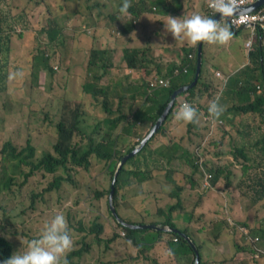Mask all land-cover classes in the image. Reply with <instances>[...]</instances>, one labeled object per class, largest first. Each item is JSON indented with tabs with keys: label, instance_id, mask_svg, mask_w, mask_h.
I'll return each mask as SVG.
<instances>
[{
	"label": "trees",
	"instance_id": "trees-1",
	"mask_svg": "<svg viewBox=\"0 0 264 264\" xmlns=\"http://www.w3.org/2000/svg\"><path fill=\"white\" fill-rule=\"evenodd\" d=\"M57 1L54 6L52 0H35L34 7L44 4L48 8V12L58 15L66 7L59 8ZM60 1L65 3V0ZM111 1L114 3L110 15L112 20L116 21L122 14L128 15L125 19L131 20V22L127 23V28L132 29L134 26V33L148 28L143 16L137 15L138 11L143 8L141 0H133L126 13H121L119 10L123 0L118 4L116 0ZM179 1L154 0L153 2L165 13L167 21L170 15L182 19L186 10L180 13L178 7L177 10L172 9L174 6L172 2ZM89 7L92 9L93 4H90ZM31 9L32 7L27 2L16 5L11 0H0V209H8L9 205H12L13 209L16 206H25V212L38 206L39 202L45 204L47 209L52 210V207L47 204L51 199H57L60 204H63L65 198L68 199L73 190L72 184L76 183V178L80 179L87 171L93 170L97 163L113 168L111 176L113 175L112 179H114L121 159L149 134L162 115L173 90L193 80L197 69L196 58L200 43L199 41L198 44H191L186 39H175L165 28H163L165 33H162L165 40L161 41L154 35L152 36L153 45L164 46V43L168 42L174 56L177 55L179 49L184 51L185 55L180 58V63L174 60L170 64L167 63L166 76L172 78L171 84H174V87L155 88L152 91L153 94L150 95L147 79L151 74L152 65L156 62L163 63L157 61L156 56L152 53L151 45L148 46L149 48L137 44L126 47L123 51V59L127 64L128 72L124 68L121 74L120 64L115 62V48L110 50L107 46L96 45L98 37L96 28L91 31L75 32L74 37L83 36L81 43L87 51L84 57H80V52H77V56H72L70 62L66 57L65 63L68 64V70L80 66L83 72L76 71L69 75L68 80L63 84V87L67 89V94L62 96V104L56 109H52L49 106L48 98L44 102L40 98L47 91L51 94L56 93L55 84H60V78L63 77L61 71L58 70L59 64L56 65L52 61L51 52L56 53L59 43L64 42L65 38L64 27L58 23L50 25L46 28L43 37H33L35 44L27 48V53L16 57V75L23 79L24 87L30 91L32 111L36 119L35 123L28 125L26 138L20 142L18 129L7 127L8 124H16L15 112L4 117V114L9 113L11 108L9 88L12 84V76L9 66L12 63L10 56L12 46L10 38L17 31L19 25H27L26 18L31 21L32 16L27 15ZM213 16L209 15L212 18ZM156 22L159 21L151 23L150 27L152 28ZM36 23L38 21L34 22V25ZM52 30H60L59 42L56 41L53 34L49 36L47 42L43 41L42 39ZM86 32L90 35H87ZM154 32L155 29H153V34ZM156 50L161 51L160 56L163 57L169 48L159 47ZM193 52L196 53L194 59L191 57ZM252 60L255 63V68L244 73L245 79L241 85L244 88L228 92L238 98L237 101L226 106L218 118L208 117L205 120L201 118L199 109L195 121L186 124L188 130L194 129V132L201 136V144L205 147L202 161L196 151L193 154L194 161L192 158L188 159L186 151L189 149L183 148V143L178 142L177 133L170 130L169 118L178 111L175 109L176 104L170 110L163 125L149 139L144 148L124 164L117 178L114 198L120 217L122 215L118 205L121 200H126L125 193L135 191L134 195L140 196L147 192L143 188L147 182L146 179L153 178L155 175L159 177L163 171L164 176L176 184L175 191L168 195L172 197L175 194L179 199L183 197L188 175H185L184 183L178 182L173 176L178 171L177 169L187 164H192L196 168V176L201 188L219 189L222 174L226 171L227 179L231 182L230 165L221 162L218 156L222 152L216 149L217 145L222 148V143L225 141H228L230 147L228 152L223 153L232 155L234 161L242 168V175L237 183V188L240 191L239 196L250 197L255 210L257 212L264 211V88L257 89L252 86L251 82L257 76L258 71L259 76L264 80V47L258 46L257 52L254 53V56L252 55ZM58 61L62 62L61 59ZM185 66H188L193 74L189 80H186L185 73L174 75L176 68L183 72L182 69ZM162 68L163 66L157 63V72L160 76H163ZM99 69L104 74L111 71L107 84L100 83L103 74L98 72ZM42 71H45V80L41 89ZM84 73L85 75L88 73L93 78L92 81H87ZM113 79L114 82L117 80L119 82L114 84L111 82ZM239 82V78L235 79L232 87L238 85ZM203 86L205 87L203 91L196 92V85L187 92L191 94L192 101L202 100L206 95L211 94V84L204 82ZM87 94H91L94 99L86 97ZM59 100L61 101V99ZM219 118L224 119L226 126L222 123L217 125ZM90 119L96 121V124H92ZM45 134H49L53 140L51 148L39 142V139ZM237 134H241L243 138ZM136 138L137 140L132 142ZM157 143L158 145L155 146ZM257 148L260 152L257 151ZM184 150L186 151L184 152ZM147 153L149 156L146 155ZM139 174L143 176H139ZM124 184H127L125 193L121 194ZM139 187L143 190L140 191ZM109 190L110 188L96 194ZM85 191H87L86 188H81L78 194L81 195ZM149 191H153L152 188ZM29 201L30 203H28ZM178 205L184 206L180 201L168 202L167 208H161L158 211L161 218L151 222L161 225L162 229L169 226L173 230L134 229L124 226L120 222L119 225L125 228L127 237L132 239L138 247L143 246L142 235L134 234L142 230L155 232L149 245H156L164 237L171 245L178 237L179 241H183L192 248L194 253L192 264H194L195 250L182 232L194 238L201 252L202 245L198 243L189 228V222L195 211L193 208H189L190 211L185 210L176 217L174 208ZM131 206L132 200H129L126 207ZM132 210L142 213L134 208ZM56 211L55 214L50 212L52 216L59 211H67L70 224L74 228L87 229L85 216L88 208L85 211L79 208L81 215L78 218H76L78 209L75 206L64 205ZM110 212L112 213L111 208ZM125 220L137 224L126 218ZM226 224H228L227 220L214 223L213 229L216 238L221 239L222 233L226 230ZM243 224L248 228L246 233L248 237L245 242L241 241L242 237L235 234L233 255L225 256L223 260L213 257V264H226L228 260L235 261L236 264H264V246L258 245V242L255 241L256 237H259L260 241L263 238L264 241V216L258 217L254 224L248 221H244ZM89 226L91 233L102 232L109 245L115 240L103 229V224L98 220V217ZM14 234L12 229L7 226L6 221L0 219V261L7 259L15 252V242L12 239ZM101 242L102 239L98 237L96 242L85 243L76 252L80 256L76 264H108L110 261L112 264H124L122 259L117 262L111 260L114 254H107L106 250H101L99 248ZM93 244L96 245L92 247ZM110 247L108 246V248ZM174 263V258L169 260V264ZM67 264L71 263L68 261ZM201 264H206L202 252Z\"/></svg>",
	"mask_w": 264,
	"mask_h": 264
},
{
	"label": "rangeland",
	"instance_id": "rangeland-1",
	"mask_svg": "<svg viewBox=\"0 0 264 264\" xmlns=\"http://www.w3.org/2000/svg\"><path fill=\"white\" fill-rule=\"evenodd\" d=\"M11 2H16V0H11ZM19 3L27 2L32 9L27 15H31V21L27 19L28 26L24 27L19 25L17 27V31L13 33L11 37L12 42V50L10 53L12 63L9 66L11 70V85H10V93H11V108L9 113L4 114L6 118L9 114L15 112L16 124H8L7 127L9 129L16 127L19 132V141L22 142L26 138L27 127L31 123H35L36 119L34 113L32 111L31 106V94L24 87L23 79L18 78L16 75V56H22L23 53H27V48L31 47L35 44L33 37H43L50 25H55L57 22L64 27V38L65 41L59 43L57 47L56 53L51 52L52 61L57 65L59 64V69L61 71L60 84H55L56 93L51 94L47 91V93L42 96L40 99L44 102L47 98L49 101V106L52 109H56L63 102L62 96L67 94V89L63 87L64 81L68 80L70 74L76 71H70L67 69V63H65V58L69 54L70 48H84V45L81 43V39L83 36L77 35L74 37L75 32H82L84 28L94 29L96 23L93 21V17L91 15L84 16L86 21V26L83 27L81 25L76 26L73 25L77 16L70 19L72 11H82L81 5L85 2L90 3V0H65L63 4L60 0L57 1V5L59 8L66 7V9L58 15H53L51 12H48V8L46 5L41 4L38 7H34L35 0H18ZM54 6L56 5V0H52ZM175 5V2H172ZM142 9L138 11L139 17L143 16V20L147 23L148 28L146 30H141L134 33V26L132 29L127 28V23H130L131 20L127 21L125 19L128 15H121L119 19L114 21V31L112 32L115 37L113 48H115V62L116 64H120V73L122 74V70L126 66V62L123 59V49L127 46H133L135 44L140 45L142 47H147L151 45L156 47L158 45L152 44V38L150 33L152 32L150 28V24L153 21L152 12H157L159 10L156 9V5L151 0L146 1L143 0L141 2ZM23 6L25 4H22ZM194 8L191 4H188L189 8L184 12L182 19L191 16L192 14L199 13L203 16H206L209 13L207 9V0H196L194 3ZM5 7L4 5H2ZM38 21L34 25V22ZM100 21V16L97 22ZM164 25L166 23L163 20ZM224 26H229L227 21H223ZM73 25V26H72ZM91 25V27H89ZM75 28H78L75 30ZM119 31L121 34H119ZM233 35L229 41L226 43H208L203 42V54H204V68L208 72L209 80L211 83L216 84V74L214 67H222V60H227L228 57L231 58V66L232 69H237L240 67L242 63L249 62L248 49L246 47L247 40L252 36V30L249 28H240L237 31L231 30ZM53 34L56 38V41L60 39V30H52L50 33H47L43 41H48L49 36ZM87 35H90L86 32ZM110 34V30L104 33V38L108 40ZM187 42H189L186 39ZM190 43V42H189ZM96 44L100 46L98 40H96ZM164 45H168V42H165ZM69 48V49H68ZM151 49V48H150ZM182 55H185L184 51L180 52ZM194 58L196 57V53L193 52ZM169 58L167 55H163V57L157 55L156 58ZM193 58V59H194ZM62 60L59 62L58 60ZM207 61H209L211 66L207 67ZM171 60H165L163 63L156 62L152 66V71L157 72V63L162 64V66H166L167 63L170 64ZM222 70V69H221ZM77 71H81L79 68ZM99 73L103 74L100 79L104 84L108 83V78L111 76V71L108 74L102 73L103 71L98 70ZM118 76V75H116ZM150 76V75H149ZM148 76V77H149ZM193 77V74L188 76L186 80H189ZM45 80V71H42V81H41V89L44 86ZM254 81L256 84L263 83L264 80L261 76H255ZM114 82V79L111 81ZM117 80L114 84L118 83ZM203 87V81L200 84V88ZM52 96V99H50ZM61 99V101L59 100ZM96 103V100H94ZM8 107V104H7ZM92 124H96V121L93 119L89 120ZM170 130H173L177 133L178 142H182V147L189 149L186 151V157L193 159L194 151H196V146L200 140V138L194 132L188 130L186 128V124L188 122L177 119V115H174V120H170ZM115 132V131H114ZM242 137L241 134H238ZM136 139H133L134 142ZM221 140V139H220ZM39 142L49 148L52 147L53 140L49 134L43 135ZM158 143L155 145L157 146ZM229 143L225 141L222 143V148L217 145V151L220 150L221 155L218 158L225 165H230L231 175L230 180L227 179V171L222 174V180L219 189L205 188L200 187L198 177L196 176V168L192 164H187L185 166L177 169L178 171L174 174V179L178 182H185V175H188V180L186 181V188L183 193V197L179 199L175 196V194L170 197L168 194L172 191H175L176 184L173 180L167 179L164 176V171L160 173L159 177L155 175V177L146 179V183L144 185V189L147 191L142 193L140 196H135V191H131L130 193H125V187L127 184H124L121 189V194L125 193L127 198L125 201L121 200L120 205H118L119 212L122 217L129 219L137 224H151L153 221H157L161 218L159 209L165 208L168 202H177L180 201L185 207L193 208L195 214L193 218L189 222L190 231L194 234L196 240L199 244L202 245L203 255L206 259V264H213V257H217L219 260H223L225 256H232L235 251L234 246V238L235 234L229 233V230H225V234L221 237V239L216 238V234L214 232L213 226L215 222L221 221L217 220V217L223 213L224 203L227 202L230 207V214L226 213V217L229 218V215L236 218L241 222L248 221L252 224L255 223L258 217L264 216L263 212H257L252 205L253 200L248 196H239L240 191L237 188V183L242 175V168L239 164L234 163L232 161V155L225 154L223 152L229 151ZM177 149L181 150L179 147ZM173 151V150H171ZM220 152H218L220 154ZM146 155L149 156V153ZM203 159H201L202 161ZM103 164V163H102ZM224 165V166H225ZM164 167V166H163ZM113 168L107 167V165H101L97 163L94 169L87 171L80 179L76 178V183L72 184L73 190L71 191L68 199L65 198V202L60 204L57 199H51L49 206L52 207V210L47 209L45 204L39 202L38 206L33 207L29 212H25V206H16L13 209L12 205H9L7 211L0 209V218L1 220H5L7 226H9L12 231L15 233L12 236V239L15 242V252L19 253L27 249L28 242L37 238L45 224L49 222L55 214L57 209L66 205V206H75L78 209V214L76 218H78L81 214L79 213V208L85 211L88 208V212L85 216V223L87 224L86 230H82L79 228H74L70 224L69 215L67 211H59L58 213H62L68 222V226L70 229V235L74 241L72 250L66 254L67 263L68 261L71 264H76L78 258L80 256L76 253L79 249L90 241H97V238L100 237L102 239L99 248L101 250H106L107 254L113 253L114 256L111 257L113 261L123 260L124 264H146L153 263L151 261V257L153 254L149 249V242L153 239L155 232L150 231L146 232V230H142L136 232L134 235H142V244L143 246H139V249H135L132 239L128 238L127 235L123 236L121 231L124 230L122 226L119 225V222L116 220L115 216L110 212V190L112 188L113 182ZM139 176H143L139 174ZM192 179V180H191ZM163 183V184H162ZM167 185L164 186V184ZM230 185V187H228ZM81 188H86L87 191L78 194ZM110 188L109 191L96 194L99 191H104ZM152 188L153 191H149ZM139 190H143L139 187ZM199 190H201L199 192ZM67 194V193H66ZM133 195V196H131ZM78 200V202H76ZM129 200H132V206L126 207V204ZM30 203V201L28 202ZM132 208L141 211L142 213H137L132 210ZM167 208V207H166ZM169 208V207H168ZM176 208V209H175ZM174 214L177 216L180 212L183 211V206L175 207ZM52 214H51V213ZM98 217V220L103 224V229L113 236L115 240L111 245L108 244V241L103 237L102 232L99 234L91 233L90 224L93 220ZM9 219V220H8ZM151 229V228H150ZM241 238L242 242H245L246 236L239 232L238 234ZM165 238V237H164ZM208 238L209 241L203 243L204 239ZM258 245L264 246L263 238H260L257 241ZM129 245L131 248L130 252L123 251L118 254L121 248H125L126 245ZM96 245L93 244L92 247ZM108 246H111L108 248ZM172 250L177 260H183L185 254L190 255L192 258L194 257V253L192 248L185 244L183 241H174L171 243ZM133 254L140 255L138 259L132 261ZM150 257V258H149ZM148 258V259H146ZM167 261L164 262L166 264ZM226 264H236L235 261L228 260Z\"/></svg>",
	"mask_w": 264,
	"mask_h": 264
},
{
	"label": "clouds",
	"instance_id": "clouds-1",
	"mask_svg": "<svg viewBox=\"0 0 264 264\" xmlns=\"http://www.w3.org/2000/svg\"><path fill=\"white\" fill-rule=\"evenodd\" d=\"M121 1L122 0H120V2ZM258 1L259 0H207V9H208L209 13H207L206 16H203L199 13L192 14L191 16L186 17L184 19H179L178 17H174L171 15L169 16V19L165 23V27L168 30V32H170L175 39H181V40L187 39L191 44H196V43L198 44V42L200 41L199 47L202 44V54H203V42L204 41L208 42V43H212V44H215V43L223 44V43H226L227 41H229L231 39V37L233 35L231 30L237 31L240 28H249L252 30V36L247 40V43H246V47L248 49V55H249V62L248 63H245V62L242 63L239 68L234 70V69H232L231 64L228 66V62L231 63V58L228 57L227 60L223 59L221 69L222 70L232 69L231 70L232 72L227 74V75H223V72L220 69V67H214V69L216 71L215 72L216 81L221 79V83L218 86H217V84L211 83L209 80V76L207 74L208 72L206 71V68H204V54H203V64H202V69H201L199 79L196 82V84L193 85L191 88H193L197 85L196 92L203 91L205 89V87L203 86L200 88V84L202 81H203V83L207 82V83L211 84V94L206 95L202 100L192 101L190 99L191 94L187 93L191 88L179 93L176 96L175 102L173 103V105L171 107V109H172L174 107V105L177 104L175 107V109L178 110L176 112L177 119L183 120L186 122H194L196 119V116L198 114L199 109H200V113H201V118H203L205 120L208 117H211L212 119L214 117L218 118L222 114V112L224 111V108L226 106H230L235 101H237L238 98H236L233 94H230L228 92L230 90H242L244 88V87H241V85H243V81L245 79L243 76L244 73L246 71H249V70H252L255 68V63L252 60V55L254 56V53L257 52L258 46L264 47V35L261 32L260 28L258 26L253 25L255 22L246 23L243 20L246 14H258L264 9V2L261 3L260 5H258L254 9H251V10L245 9L249 6L254 5ZM94 2H95V0H90V3L85 2L84 4H82L81 8L84 7V8H82V11H75V12L72 11L70 19L77 16V19L75 20L73 25H76V26L81 25V26L85 27L86 21H85L84 16L91 15L93 17V21L96 23V25L94 26V29L95 28L97 29L98 24H99V22H97L99 19V15H95V13H94V10H95ZM14 4L18 5L19 4L18 0H16V2ZM90 4H93L92 9H90V7H89ZM130 6H131V0H123V3L120 6L119 10L121 13H126L128 11V9L130 8ZM237 10L239 12L234 14L230 18V20H228L226 17L221 18L218 21L213 19L219 13L221 14V16H231L233 13L237 12ZM160 11L152 12L151 14L152 15H160L161 13L165 14L164 12H160ZM210 14L214 15L213 18L209 17ZM240 15H242V18H241L242 22L235 23L232 21V19L234 17H239ZM108 20L109 19L106 15L107 23H108ZM222 20H226L229 26L220 25L219 22ZM27 26H28V21H27V25L24 27H27ZM89 27H91V25H89ZM77 29L78 28H75V30H77ZM86 30L91 31L93 29L84 28L81 31L84 32ZM109 30H110L109 38L114 39L115 37L112 34V32L114 31V25H112V29L109 26L107 31H109ZM77 31H79V30H77ZM119 34H121L120 31H119ZM10 41H11V38H10ZM99 43H100V41H99ZM11 46H12V42H11ZM100 46L101 47L107 46L110 48V50L113 49V47H110L107 43H105L103 46L102 45H100ZM138 46H140V45H138ZM127 47H130V46H127ZM199 47H198L197 58H196L197 63H198ZM157 48H159V47L156 46V47H153V49H152V53L154 56H157V55L160 56L161 55V52L156 50ZM168 48H170V46H168ZM75 51L83 52L85 54V52L87 50L84 48L83 49H76L75 48ZM123 51H124V49H123ZM180 52H181V49L178 50V53L176 56H173V55L169 56L168 59L165 57L162 59L159 58V59H157V61L163 62L165 60H171V61L174 60V61H177L178 63H180V58L183 57V55ZM16 57H20V56H16ZM191 57L194 58V54H192ZM126 66H127V64H126ZM126 66H125V68H126ZM208 66H211L209 61H207V67ZM79 68H81V67L78 66L75 69L70 70V71H77ZM203 69H204V72L202 73ZM126 70L128 72L127 68H126ZM182 70H183V72L179 68H176L174 70V75L185 73L186 78H188V76H190L192 74V71H191V69H189L188 66L183 67ZM162 71H163V73H162L163 76H160L158 74V72H153L148 77L147 81H148L149 86H150V95L153 94L152 91L155 88L161 89V88H173L174 87V84H171L172 78L169 76H166L167 65L163 66ZM78 72H83V70L81 69V71H78ZM196 74H197V69H196V73H195L193 80L189 83L182 85V86L176 87L171 94V98H172V95L174 94V92L176 90H178L179 88H181L183 86L192 84L196 78ZM84 75H85V73H84ZM257 76H259V71L257 72ZM84 77L86 78L87 81H92V79H93L90 75H88V73H86V75ZM237 78L240 79L239 84L232 87L234 80ZM251 82H252V86L256 87L257 89H263L264 88V83L256 84L254 79H252ZM100 83H103V82L100 81ZM216 86H217V88H216ZM251 96L253 97V95H251ZM86 97H88L90 99H94L91 94H87ZM171 98H170V100H171ZM170 100H169V102H170ZM169 102H168V104H169ZM167 105H166V107H167ZM170 120H174V115H171V117L169 118V121ZM163 123H162V125H163ZM221 123L226 126L223 118L218 119L217 125L221 124ZM242 130H243V128H242ZM196 135L200 138V140L196 146V152L199 154L200 160H201V159H203L204 154H205V147L201 144V136L197 133H196ZM257 151L260 152V150L258 148H257ZM232 161H234V157H232ZM234 163L237 164V162H235V161H234ZM115 190H116V187H115ZM110 192H111V190H110ZM114 198H115V196H114ZM114 204H115V199H114ZM179 206H181V205H178L177 207H179ZM115 208H116V205H115ZM185 210L190 211V209L188 207L183 206V211H185ZM223 210H224L223 213L217 217V220H227L228 224H226V230L228 229L229 233L238 234L239 232H241L247 238L248 236L246 235V233L248 232V228L243 224V222L236 220V218L232 217L231 215H229V218L226 217V213L230 214V211H231L229 204L227 202L224 203ZM5 211H7V209H5ZM115 211L117 212V215L115 216L113 211H112V214L115 216L116 220L118 222H120L122 225L127 226L121 222V220H124L125 222H127V220H125L124 217L119 216L117 208ZM182 212H180L179 214H181ZM128 223H130V222H128ZM130 224H133V223H130ZM151 224H153V223H151ZM134 225H138V224H134ZM127 227H129V226H127ZM167 227H169V226H167ZM134 229H145V228H134ZM151 229H154V228H151ZM156 230H158V229H156ZM159 230L168 231L167 229H159ZM175 230L180 231L179 229H175ZM225 233L226 232L224 231L222 233V236ZM121 234L123 236H126L127 231L124 229L121 231ZM182 234L187 240H188L187 237H191L187 233L182 232ZM192 239L194 240V238H192ZM258 240H259V237H256L255 241L257 242ZM174 241H179V238L176 237L174 239ZM207 241H209L208 238L204 239L203 243H206ZM73 243H74V241L70 235V229H69L66 217L62 213H57L56 215L53 216V218L49 222H47L45 224L41 234L37 238H33L28 242L26 250L19 252V253L13 252V254L11 256H9L7 259L0 261V264H67L66 254L72 250ZM168 244H169V242H168ZM196 244H197V242H196ZM170 247H171V245H170ZM199 250H200V248H199ZM201 252L203 253V248L201 249ZM201 252H200V254H201ZM170 253L172 254V258H173L174 252L172 250V247L170 249ZM139 256L140 255L136 254L137 259ZM192 259L193 258L191 257V264H192ZM195 259H196V252H195ZM174 260H175V258H174ZM166 264H169V261H167Z\"/></svg>",
	"mask_w": 264,
	"mask_h": 264
},
{
	"label": "crops",
	"instance_id": "crops-1",
	"mask_svg": "<svg viewBox=\"0 0 264 264\" xmlns=\"http://www.w3.org/2000/svg\"><path fill=\"white\" fill-rule=\"evenodd\" d=\"M133 0H131L132 2ZM143 0H141L142 2ZM146 1H150L151 0H146ZM154 1V0H152ZM196 0H180L179 2L175 3V5L172 7V9H175L177 10V7L178 9L180 10V13L187 10L189 8L188 4H191L194 8ZM116 3H120V0H116ZM94 6H95V10H94V13L95 15H101L100 16V21H99V24H98V27H97V30H98V37L97 39L100 41V45H104L105 43H107L110 47H113L114 45V40L112 38H108L105 39L104 38V33L107 31L108 27L110 26L111 29H112V25H114V20L111 19L110 15H111V11L113 10L114 8V3L111 1V0H95L94 2ZM156 9H158V7H156ZM160 11V10H158ZM160 12H163V11H160ZM106 15L108 17V23L106 21ZM97 17V16H96ZM98 18V17H97ZM153 22L155 21H159V22H156L151 30L152 32L150 33V36L152 38V36L154 35L155 38H157L158 40H165L164 36L162 33H165L163 28L166 29L165 25H164V22L163 20L166 21V18H165V14H160V15H153ZM223 21H226V20H222L219 22L220 25H223ZM109 24V25H108ZM153 29H155V32L153 34ZM158 47H167V45H164V46H160L158 45ZM69 49V48H68ZM76 49H83V48H76ZM161 52V51H160ZM174 52L171 50V48H169V50L164 54V55H167V56H174L173 54ZM77 56V51H75V48H70L69 49V54L67 56V59L68 61H70V59L72 58V56ZM80 57H84L85 54L83 52H80L79 53ZM176 56V55H175ZM230 59V58H229ZM231 63L228 62V66L230 65ZM232 69L230 70H222L223 72V75H227L229 73H231ZM221 83V79L216 81V84L217 86ZM216 86V88H217ZM133 246L135 247V249H139V247L136 245V244H133ZM149 249L151 251V253L153 254V256L151 257V261L153 263H146V264H164L165 261H169L172 259V254L170 253V245L168 244V241H167V238H163L159 243H157L156 245H149ZM123 251H127V252H130L131 251V248L130 246L127 244L125 248H121L119 250L120 253H122ZM150 258V257H149ZM173 258H175V264H191V256L188 255V254H185L184 256V259L183 260H177L175 255L173 256ZM135 259H137L136 255L133 254L132 256V261H134ZM148 259V258H146ZM108 264H112L111 261L108 263Z\"/></svg>",
	"mask_w": 264,
	"mask_h": 264
},
{
	"label": "water",
	"instance_id": "water-1",
	"mask_svg": "<svg viewBox=\"0 0 264 264\" xmlns=\"http://www.w3.org/2000/svg\"><path fill=\"white\" fill-rule=\"evenodd\" d=\"M264 0H259L257 3H255L254 5L252 6H249L245 9L247 10H251V9H254L256 8L258 5H260L261 3H263ZM239 11L237 10V12L233 13L231 16H221V14H217L213 19L214 20H220L221 18H224L226 17L228 20H230V18L238 13ZM202 64H203V54H202V44L200 45L199 47V54H198V63H197V74H196V78L194 80V82L190 85H186V86H183L181 88H179L178 90H176L174 92V94L172 95V98L169 102V104L167 105V107L165 108L163 114L160 116V118L157 120L156 124L153 126V128L151 129V131L149 132V134L147 136H145L143 138V140L141 141L140 144H138L137 146H135V148L128 154H126L120 161L119 165H118V168H117V171L115 173V177L113 179V182H112V188H111V192H110V196H109V202H110V207L114 213V215L116 216L117 215V212L115 211L116 208H115V204H114V196H115V184H116V181H117V178H118V175L123 167V165L130 159L132 158L133 156H135L137 153H139L143 147L147 144V142L149 141V139L158 131V129L160 128V126L162 125V123L164 122V120L166 119L173 103L175 102V98L176 96L191 88L193 85L196 84V82L198 81L199 79V76H200V73H201V69H202ZM121 222L131 228H154V229H162V227L158 224H138V225H134V224H130L128 222H125L124 220H121ZM167 230H173L171 227H167L166 228ZM188 238V241L191 243V245L193 246L195 252H196V259H195V264H201V254H200V250H199V247L198 245L196 244V242L191 238V237H187Z\"/></svg>",
	"mask_w": 264,
	"mask_h": 264
},
{
	"label": "built area",
	"instance_id": "built-area-1",
	"mask_svg": "<svg viewBox=\"0 0 264 264\" xmlns=\"http://www.w3.org/2000/svg\"><path fill=\"white\" fill-rule=\"evenodd\" d=\"M241 18L242 15H240L239 17H234L232 21L235 23L242 22ZM243 20L246 23L255 22L253 25L258 26L264 35V9L258 14H246Z\"/></svg>",
	"mask_w": 264,
	"mask_h": 264
}]
</instances>
